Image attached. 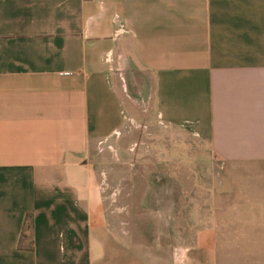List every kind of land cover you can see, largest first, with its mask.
I'll return each mask as SVG.
<instances>
[{
    "label": "crops",
    "instance_id": "1",
    "mask_svg": "<svg viewBox=\"0 0 264 264\" xmlns=\"http://www.w3.org/2000/svg\"><path fill=\"white\" fill-rule=\"evenodd\" d=\"M0 264H264V0H0Z\"/></svg>",
    "mask_w": 264,
    "mask_h": 264
},
{
    "label": "rangeland",
    "instance_id": "2",
    "mask_svg": "<svg viewBox=\"0 0 264 264\" xmlns=\"http://www.w3.org/2000/svg\"><path fill=\"white\" fill-rule=\"evenodd\" d=\"M133 64L131 69H124L123 64L121 65L120 71L118 69V83L120 84V89L127 105V110L129 115H131V118H133L137 124H140L143 130H145V138L148 140L146 141L150 142L152 147H155L157 150L164 153L165 158H169V156L171 157V150L174 151L175 149V140L172 139V135L180 136V139H185V141H187V136L184 135L185 133L182 131L173 130L154 121L148 103L146 102V97L148 96L147 93L149 90L151 91L152 88L150 74H147L145 70L139 69L140 67H136ZM140 117L141 120L139 119ZM136 119H138V121H136ZM194 141L189 144L190 147H187L188 143L186 142V144H179V148L181 149V152L186 151L188 148L189 150H195V161H192L191 166L194 167L197 173V181L202 183V181L206 179L203 175V169L208 168L209 163L207 159H203L202 157L203 147ZM163 161L162 166L164 167V170L171 169L173 161L171 162L168 159ZM183 165L184 167L188 166L186 160L184 164H181V166ZM210 166L216 171L214 179L217 181L219 179V165L213 161Z\"/></svg>",
    "mask_w": 264,
    "mask_h": 264
},
{
    "label": "built area",
    "instance_id": "3",
    "mask_svg": "<svg viewBox=\"0 0 264 264\" xmlns=\"http://www.w3.org/2000/svg\"><path fill=\"white\" fill-rule=\"evenodd\" d=\"M185 250H183L182 248H174L173 249V255H174V258L178 261L182 258L183 256V252Z\"/></svg>",
    "mask_w": 264,
    "mask_h": 264
}]
</instances>
